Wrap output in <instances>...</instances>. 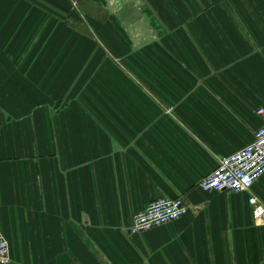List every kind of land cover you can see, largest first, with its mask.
Here are the masks:
<instances>
[{"label":"crops","instance_id":"obj_1","mask_svg":"<svg viewBox=\"0 0 264 264\" xmlns=\"http://www.w3.org/2000/svg\"><path fill=\"white\" fill-rule=\"evenodd\" d=\"M260 107L264 0H0L9 264H264L248 205L264 175L249 193L199 188ZM161 197L188 213L130 233Z\"/></svg>","mask_w":264,"mask_h":264},{"label":"built area","instance_id":"obj_2","mask_svg":"<svg viewBox=\"0 0 264 264\" xmlns=\"http://www.w3.org/2000/svg\"><path fill=\"white\" fill-rule=\"evenodd\" d=\"M73 8L79 1L69 0ZM96 1V0H86ZM117 3L119 0H113ZM261 119L255 130L252 141L231 155L219 159L216 168L203 177L199 188L203 192L249 193L254 183L264 175V108L256 109ZM248 205L255 224L264 225V203L250 194ZM189 206L181 197H161L152 200L147 207L135 213L129 231L132 234L142 233L185 216ZM10 263L8 242L0 231V264Z\"/></svg>","mask_w":264,"mask_h":264},{"label":"rangeland","instance_id":"obj_3","mask_svg":"<svg viewBox=\"0 0 264 264\" xmlns=\"http://www.w3.org/2000/svg\"><path fill=\"white\" fill-rule=\"evenodd\" d=\"M122 64L124 65V63H122ZM119 97H120L121 100H130V94H128V95H125V94L124 95H121L120 94Z\"/></svg>","mask_w":264,"mask_h":264}]
</instances>
